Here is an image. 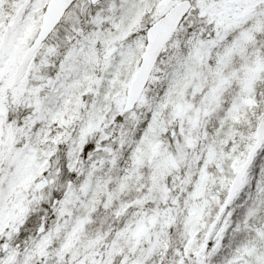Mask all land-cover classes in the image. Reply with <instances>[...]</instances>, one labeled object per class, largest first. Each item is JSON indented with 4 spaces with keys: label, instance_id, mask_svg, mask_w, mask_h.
I'll return each mask as SVG.
<instances>
[{
    "label": "snow or ice",
    "instance_id": "snow-or-ice-1",
    "mask_svg": "<svg viewBox=\"0 0 264 264\" xmlns=\"http://www.w3.org/2000/svg\"><path fill=\"white\" fill-rule=\"evenodd\" d=\"M0 264H264V0H0Z\"/></svg>",
    "mask_w": 264,
    "mask_h": 264
}]
</instances>
